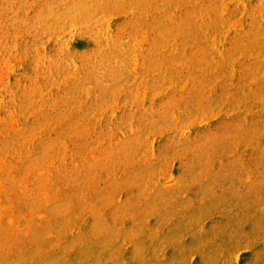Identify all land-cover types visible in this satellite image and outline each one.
I'll list each match as a JSON object with an SVG mask.
<instances>
[{"label":"rangeland","instance_id":"1","mask_svg":"<svg viewBox=\"0 0 264 264\" xmlns=\"http://www.w3.org/2000/svg\"><path fill=\"white\" fill-rule=\"evenodd\" d=\"M0 264H264V0H0Z\"/></svg>","mask_w":264,"mask_h":264}]
</instances>
